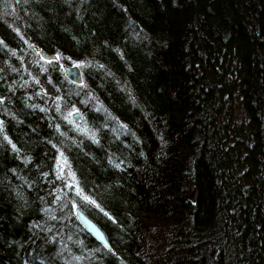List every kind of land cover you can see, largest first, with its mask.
Here are the masks:
<instances>
[{
  "label": "trees",
  "instance_id": "trees-1",
  "mask_svg": "<svg viewBox=\"0 0 264 264\" xmlns=\"http://www.w3.org/2000/svg\"><path fill=\"white\" fill-rule=\"evenodd\" d=\"M0 264H264V0H0Z\"/></svg>",
  "mask_w": 264,
  "mask_h": 264
},
{
  "label": "water",
  "instance_id": "water-1",
  "mask_svg": "<svg viewBox=\"0 0 264 264\" xmlns=\"http://www.w3.org/2000/svg\"><path fill=\"white\" fill-rule=\"evenodd\" d=\"M41 58L45 61H56L57 57L54 55L46 54L42 51L39 52ZM64 76L67 80L72 83L80 84L81 83V74L80 70L76 66H63ZM78 115H74V119H77ZM191 200H193V194H191ZM76 218L82 228L103 248L110 249V246L106 240L104 233L98 228V226L90 220L84 213H82L79 209L75 211ZM100 237H103L101 239ZM107 244V247L105 246Z\"/></svg>",
  "mask_w": 264,
  "mask_h": 264
},
{
  "label": "snow or ice",
  "instance_id": "snow-or-ice-1",
  "mask_svg": "<svg viewBox=\"0 0 264 264\" xmlns=\"http://www.w3.org/2000/svg\"><path fill=\"white\" fill-rule=\"evenodd\" d=\"M57 59H59V57H57ZM79 66V65H77ZM74 113H70V115H73ZM60 179H63V170L61 169V175L58 177ZM69 187H71V185H69ZM101 239H103V237H100ZM107 247V244L105 245Z\"/></svg>",
  "mask_w": 264,
  "mask_h": 264
},
{
  "label": "bare ground",
  "instance_id": "bare-ground-1",
  "mask_svg": "<svg viewBox=\"0 0 264 264\" xmlns=\"http://www.w3.org/2000/svg\"><path fill=\"white\" fill-rule=\"evenodd\" d=\"M39 52H40V51H38V53H39ZM71 83H72V82H71ZM74 84H76V83H74ZM75 114H77L78 117H79V114H78V113H74V114L72 115V119H73L74 121L78 119V118H77V119H74V115H75Z\"/></svg>",
  "mask_w": 264,
  "mask_h": 264
}]
</instances>
